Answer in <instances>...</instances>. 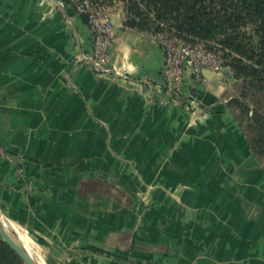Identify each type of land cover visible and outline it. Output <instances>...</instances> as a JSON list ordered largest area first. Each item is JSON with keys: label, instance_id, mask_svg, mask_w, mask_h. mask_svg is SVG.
<instances>
[{"label": "crops", "instance_id": "obj_1", "mask_svg": "<svg viewBox=\"0 0 264 264\" xmlns=\"http://www.w3.org/2000/svg\"><path fill=\"white\" fill-rule=\"evenodd\" d=\"M115 21L102 71L66 0H0V144L25 156H0V218L42 264H264V166L232 83L188 73L175 97L155 35Z\"/></svg>", "mask_w": 264, "mask_h": 264}, {"label": "trees", "instance_id": "obj_2", "mask_svg": "<svg viewBox=\"0 0 264 264\" xmlns=\"http://www.w3.org/2000/svg\"><path fill=\"white\" fill-rule=\"evenodd\" d=\"M119 1L125 25L153 34L171 30L223 54L237 81L222 96L264 166V0ZM0 264H25L1 235Z\"/></svg>", "mask_w": 264, "mask_h": 264}, {"label": "built area", "instance_id": "obj_3", "mask_svg": "<svg viewBox=\"0 0 264 264\" xmlns=\"http://www.w3.org/2000/svg\"><path fill=\"white\" fill-rule=\"evenodd\" d=\"M66 1L85 18L91 32L92 50L84 57L97 70L115 69L111 58V48L117 40L115 14L120 13L124 21V7L115 6L107 0ZM154 35L164 52L165 86L177 98L185 96L188 73L194 80L199 81L206 79L202 73L204 67L219 71L226 66L222 53L208 48L204 42L193 43L184 40L171 30H160ZM188 101L189 108L195 112L204 110L203 106L196 102V95L193 93L188 96ZM0 156L12 161L18 172H24V154L12 152L0 144Z\"/></svg>", "mask_w": 264, "mask_h": 264}, {"label": "water", "instance_id": "obj_4", "mask_svg": "<svg viewBox=\"0 0 264 264\" xmlns=\"http://www.w3.org/2000/svg\"><path fill=\"white\" fill-rule=\"evenodd\" d=\"M202 73L206 79L217 82L227 78L232 84L237 81L233 74V70L230 65H226L219 71L213 70L208 67L202 69ZM0 235L5 239L22 257L25 264H42L34 254H32L25 245L16 237L12 230H9L2 223L0 218Z\"/></svg>", "mask_w": 264, "mask_h": 264}, {"label": "rangeland", "instance_id": "obj_5", "mask_svg": "<svg viewBox=\"0 0 264 264\" xmlns=\"http://www.w3.org/2000/svg\"><path fill=\"white\" fill-rule=\"evenodd\" d=\"M114 4L115 6H122V7H124V2L123 1H116V0H114V1H112L111 2V4ZM223 55V54H222ZM224 57V56H223ZM225 59V58H224ZM226 61V60H225ZM232 68V67H231ZM232 70H233V68H232ZM233 74H234V76H235V78L237 79V76H236V74H235V72H234V70H233ZM184 100H185V98H184ZM29 249V248H28Z\"/></svg>", "mask_w": 264, "mask_h": 264}, {"label": "bare ground", "instance_id": "obj_6", "mask_svg": "<svg viewBox=\"0 0 264 264\" xmlns=\"http://www.w3.org/2000/svg\"><path fill=\"white\" fill-rule=\"evenodd\" d=\"M2 220V223L5 225V227L7 228V229H9L10 230V228H9V226H8V224L7 223H5L4 221H3V219H1ZM27 248V247H26ZM28 249V248H27ZM29 250V249H28ZM30 251V250H29ZM31 252V251H30ZM32 253V252H31ZM33 254V253H32Z\"/></svg>", "mask_w": 264, "mask_h": 264}]
</instances>
